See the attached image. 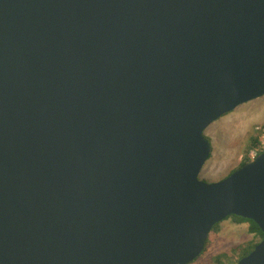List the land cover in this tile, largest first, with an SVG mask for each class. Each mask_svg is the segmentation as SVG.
Returning a JSON list of instances; mask_svg holds the SVG:
<instances>
[{"label": "water", "instance_id": "obj_1", "mask_svg": "<svg viewBox=\"0 0 264 264\" xmlns=\"http://www.w3.org/2000/svg\"><path fill=\"white\" fill-rule=\"evenodd\" d=\"M264 96V0H0V264H190L264 235V153L199 178ZM237 264H264V239Z\"/></svg>", "mask_w": 264, "mask_h": 264}, {"label": "rangeland", "instance_id": "obj_2", "mask_svg": "<svg viewBox=\"0 0 264 264\" xmlns=\"http://www.w3.org/2000/svg\"><path fill=\"white\" fill-rule=\"evenodd\" d=\"M264 126V96L237 107L231 113L212 123L204 132L212 144V153L199 178L205 182H218L248 161L252 141L259 137ZM248 223L233 218L222 221L211 232L203 254L190 264H237L253 245L260 242L248 231Z\"/></svg>", "mask_w": 264, "mask_h": 264}, {"label": "trees", "instance_id": "obj_3", "mask_svg": "<svg viewBox=\"0 0 264 264\" xmlns=\"http://www.w3.org/2000/svg\"><path fill=\"white\" fill-rule=\"evenodd\" d=\"M263 130H264V126H263ZM258 142H259L258 137H256V138L253 139V141H252V149L257 147ZM248 162H249V161L242 163L240 167H242L243 165H245V164L248 163ZM228 218H233V219H235L237 222H245V223H248V225H249V226H248V231H249V233H250V234H253L255 237H259L261 241L264 239V235H263L262 231L260 230V228H259V227H258L253 221H251V220H247V219H243V218L238 217V216H229ZM228 218H227V219H228ZM219 225H220V223L216 224V225L213 227L212 231H214L215 229H217V228L219 227ZM209 240H210V237H209L208 241H209ZM208 241H207V243H206V246L208 245ZM261 241H260V242H261ZM260 242L254 244L253 247H252V249L249 250V251H247V252H246L241 258H243V257H245V256H247V255H249V254L254 250V248H255ZM205 248H206V247H205ZM204 251H205V249H204ZM204 251H203V252H204ZM202 254H203V253H202ZM202 254H201V255H202ZM216 261H217L218 264H224V262H223L220 258H218V257L216 258Z\"/></svg>", "mask_w": 264, "mask_h": 264}, {"label": "built area", "instance_id": "obj_4", "mask_svg": "<svg viewBox=\"0 0 264 264\" xmlns=\"http://www.w3.org/2000/svg\"><path fill=\"white\" fill-rule=\"evenodd\" d=\"M259 142L256 148H253L248 156V161H253L257 156L264 153V130H262L260 136L258 137Z\"/></svg>", "mask_w": 264, "mask_h": 264}]
</instances>
